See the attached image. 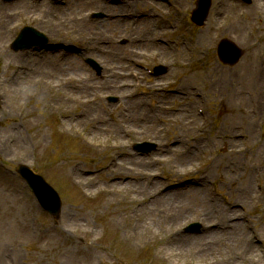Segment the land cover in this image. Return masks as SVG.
Returning a JSON list of instances; mask_svg holds the SVG:
<instances>
[{
    "label": "rangeland",
    "instance_id": "1",
    "mask_svg": "<svg viewBox=\"0 0 264 264\" xmlns=\"http://www.w3.org/2000/svg\"><path fill=\"white\" fill-rule=\"evenodd\" d=\"M74 1L82 3L83 0H65L60 6L69 10ZM147 1L119 0V3H116L121 6L118 13L133 11L148 14L155 9L154 13H159L160 16L156 17L158 23H154L153 28L163 39L173 44L185 40L198 41V47L192 49L191 56L181 58L173 55L164 61L158 52V57L152 58L150 54L156 49L148 47L132 54L135 50L131 51L129 48L138 47L139 43L132 40L131 32H124V28L118 32H106V36L96 32L93 23L108 18L109 10L103 7L87 5L81 11L83 17H86L85 20L76 14L68 17L70 20L67 24L64 19L57 20L55 23L59 24L58 26L48 21L47 10L42 14L41 6L56 5L50 0H15L10 3L0 0V5L5 9L12 12L17 8V12L21 11L17 16L13 15L6 24L9 35L5 42L10 53L25 56L23 60L35 59L37 70L34 74L42 67L51 68L41 77L42 85L36 88L27 87V91L30 92L26 95L9 92L5 83L0 88V95L6 99L1 100L4 104L2 103L0 109V264H254V261L239 258L222 263L214 262L213 256L220 251H240L239 245L229 246L226 243L227 237L221 238L219 243L204 241L192 244L191 239H200L203 235L210 234L211 229L219 231L220 229L214 228V225L236 222L225 220L219 214L220 210L216 209L220 204L226 206L223 204V198L226 196L230 199L229 203L234 204L239 221L240 206L247 208L249 215L258 223L261 229L260 236L264 239V194L259 198L250 196L243 199L237 192L239 182L243 183L246 178H249L252 185L254 181L256 184L254 179L256 170L258 167L263 168L258 156L250 158V155L245 153L251 149L255 151L258 145H255L254 141L264 142V138L260 137V133L264 134V107L261 108L258 103L259 112L256 115L258 119L249 132L247 123L245 124L243 118L236 115V110L232 108L231 99V95H235L246 101L243 102L244 107L251 106L246 92L253 90L249 77L238 78L232 74L237 72L244 61L252 68L257 62L260 64L264 58V6L261 3L258 7L256 2L258 0H252L250 6L236 0L234 5L237 6L236 14L248 18L244 23L246 27L240 31L238 38L233 32L224 31L223 28L208 31L213 20L217 19L219 25L227 23L228 18L223 14L230 8L232 10L231 0H228L231 5L223 8L225 10L220 15H216L214 11L219 4L223 5V1L212 0L203 26H196L190 20L196 0H172L173 5H169L168 0H152L154 4L144 6ZM125 2L130 3L131 8ZM134 2L140 5L136 7ZM20 3L27 5L22 6ZM25 25L35 26L45 32L50 39L49 44L54 46L56 51L62 50L68 56H72L75 65L80 69L64 68L68 63L67 56L62 53L45 59L50 52L45 49L36 52V55L30 52L35 50L18 52L12 50L11 42L16 32ZM11 26L13 32L10 35ZM202 35L209 37V40L199 41ZM222 38L232 40L243 49L242 58L234 65L224 64L218 58L217 45ZM110 45L124 54V61H127V57L134 58L133 61L144 57L142 64L151 67L163 65L167 70L158 75H149L142 69L146 77H141L142 86L138 87L131 75V70L138 68L131 62L125 68L123 78V82L132 80L133 91L131 96L129 95L131 99H128L126 97L129 96L123 95L121 90L110 84L109 78L112 77L106 75L109 68L104 59L109 55L106 49L111 47ZM144 53L148 55L142 56ZM88 57L101 65L100 74L86 63L85 59ZM16 65L13 63L11 68H7L5 59L0 58V79L11 77ZM215 66L222 68L226 76H220L217 71L213 77H203L205 72L210 68H216ZM85 77H89L92 82L89 89L82 88ZM154 86L156 88H153ZM95 88L101 95L102 102L107 105L103 108L105 110H100L98 114L102 118L92 113L91 108L95 106L87 104L91 102H84L91 98L97 102ZM195 89L203 90L207 96L205 106L207 113L204 117L197 114L198 110L197 113L195 111L198 103L194 95ZM178 92H185L187 100L180 102L171 98ZM110 97H115L116 101H111ZM136 98H140L141 107L144 104L143 108L149 110L151 122L161 127L162 136L155 138L144 132L141 125L145 121L143 118H133L136 121L133 123L129 118L121 117L125 126L132 124L134 128H138L133 134L127 135L119 128L115 115L129 109L128 102ZM256 98L258 100L257 95ZM189 99L195 100L191 107L193 110L185 113L188 116L185 121L187 124L197 126L198 129L194 130V133L187 131L179 138V121L175 123L167 120L165 124H161L156 116L169 118L171 115H178L179 106L189 103ZM162 103L169 106L163 108ZM148 105H153L154 108ZM244 107L240 113L252 115ZM59 113L65 116L64 123L70 128V132L63 131ZM74 113L86 114L89 121L84 118L82 119L84 122L79 125L77 117H73ZM67 117L73 118L72 121L70 122ZM236 124L242 126L238 146L242 148L245 143L249 144V150L242 151L245 156L241 157V161L245 163L240 164H238L240 157L236 159L223 157V144H219L214 138L218 128L233 127ZM104 127L109 129L108 134L103 133ZM111 128L117 129L119 135L113 136ZM246 134H249V137L242 138V135ZM90 138L94 140L93 144L88 141ZM143 140L157 143V149L147 155L138 154L131 142ZM208 141L212 143L209 144ZM167 142L171 143L170 147L164 146ZM188 143L199 144L203 148L197 151L199 155L191 157L187 164L182 163L183 156L174 150ZM119 144L125 147L119 148ZM111 145H117V148H111ZM94 148L99 150L96 151ZM111 150L118 153L120 160L122 158L132 160L136 157L152 160L150 168L143 167L145 172L140 170L142 168L133 166L129 170L119 169L117 175L131 178L135 183L149 184L152 179L158 182L143 195L145 200L142 204L151 205L155 202L149 208L150 211L141 208L137 202L131 207L124 200H116L114 195L103 191V188L116 180L108 177L104 168ZM20 163L28 164L42 173L58 190L63 201L59 227L65 228L73 236H57L53 229V218L38 207L26 184L13 173ZM118 164L117 162L114 168H120ZM74 165L72 179L79 181L83 188H78L72 179L66 176V169ZM100 170H103L102 173L98 172ZM134 176L144 179L136 182L133 180ZM230 176L238 177V182L231 184L228 180ZM166 177H169L170 181H167ZM86 178L90 179L85 180ZM198 179L205 184L209 179L216 180L222 194L215 204L210 199L208 189L201 188L206 204L213 206L208 207L211 210V217L208 219L203 217V207L194 202L186 190H180L182 186L194 184ZM161 183L165 190H162ZM261 183L264 187V177L261 178ZM158 186L161 192H158ZM254 190L257 191L256 188ZM165 192L169 193L167 197H175L176 203H173V206L162 205L165 198H161ZM253 201H257V205H253ZM156 207L158 211L152 212ZM129 217L133 218V223ZM194 221L202 224V232L186 233L185 226ZM142 227L147 232H142ZM77 234L81 236H76ZM246 240L249 247L255 248L253 250L262 259L260 253H264V242L253 243L252 236L248 233ZM243 254L249 253L243 250L239 255Z\"/></svg>",
    "mask_w": 264,
    "mask_h": 264
},
{
    "label": "bare ground",
    "instance_id": "2",
    "mask_svg": "<svg viewBox=\"0 0 264 264\" xmlns=\"http://www.w3.org/2000/svg\"><path fill=\"white\" fill-rule=\"evenodd\" d=\"M222 1H223V5L219 4L214 11L216 15L222 14V12L226 8H228L229 5H231V3L228 0H222ZM25 3H20V4L22 6H26L27 4ZM134 3L139 5L137 2H134ZM148 4L152 5L154 4V2L152 0H148L144 4V6ZM87 5H95V6L103 7L105 9H108L110 14H119L118 10L121 8L120 5L110 4L109 2H106L105 0L104 1L103 0H91V1L83 0L82 3H78V1L77 2L74 1V4L71 6L69 10L63 9L61 8V6H52V5H43L41 6V10L43 11L42 14H44V11L47 10L46 14L48 15V21H50L51 24L54 25L56 24L55 22L57 20L61 21L63 19L66 21V24H67L68 21L70 20L68 17L76 15V14L79 15L81 19L85 20L86 17H83V13L81 11H82V8L86 7ZM223 8L225 9L223 10ZM236 11H237V6L232 5V10L230 8L229 11H227L226 13L224 12L223 16L226 15V17L228 18V21L225 24L219 25L215 17L216 20H213L212 24L209 25L208 31H211L217 28L218 29L223 28L224 31L233 32L236 35V37L239 38L240 31L245 29L246 24L244 23L246 19L248 18H245V16L243 15L236 14ZM20 13L21 11L17 12V8L12 10L11 12L9 9H5L2 5H0V58L5 59V67L7 68H11L13 63L17 64L11 74V77H8V78L5 77V79H2V80L0 79V88L5 83L6 86L8 87L9 92H12L15 95H18L20 93H24L26 95L27 92H30V91H27V87L32 86L33 88H36L42 85L41 77L44 76L48 71H50L51 68L48 66L42 67L38 69V72L36 74H34V71L37 70L35 68L36 67L35 59L32 61L30 60V58H28V60L27 59L23 60L25 56L10 53L8 46H7V42H5V38L9 35V32H7L6 30V24H7V21L13 17V15L17 16ZM55 13H57L58 15H55ZM122 16H124V14H122ZM132 17L133 18H131V20H124V19H120L119 15H117L113 19L104 18L103 20H99V21L96 20V23L94 22L93 25L96 28V32L99 35L104 34V36H106V32H109V31L118 32V30H121L122 28H124V32H131L132 40L137 41L139 43L138 47L134 46V47L129 48L131 51L135 50L134 52H132V54H136L137 51H139L140 49L144 50L145 48L148 47L151 49H156L154 52L151 53V55H156L157 52L161 53L160 55L161 59H163L164 61H167L169 58H172L173 55L178 56V57L180 56L181 58H186V57L188 58L189 56L192 55V51L190 48L193 49V48L198 47L197 46L198 41L196 42L187 41V42H184V44L183 43L173 44L169 41L168 42L163 41L161 38V34L157 33L155 29L153 28V24L155 20L151 18L152 16H149V17L144 16L140 18L134 15ZM56 25L59 26V24H56ZM208 40H209V37L203 36V35L199 39V41H202V42L208 41ZM251 45L253 47L255 46L253 44ZM110 46L111 47L106 49V51L109 52V55L108 56L106 55L104 59L107 67L109 68L108 73L106 75H109L110 77H112L109 79L111 80L110 84H112L114 88L121 90L124 95H128L127 84L130 82V80H126L123 82V78H125V68L128 66V63L123 60L124 54L121 51H118V48H115L112 45ZM60 53L61 52L48 53L45 59H49V58L51 59L53 58L55 54H60ZM143 55L144 54H142V56ZM66 56H67L66 59H67L68 64L64 65V68L80 69L79 67L75 65V62L72 56H68V55ZM111 65H113V67ZM215 67L216 68H210L207 72H205V76L203 77L205 78L213 77V74L215 75L217 71H219L220 76L222 77L226 76L222 68L218 66H215ZM232 75L238 78L249 77V82L253 86V90L246 91L247 93L248 92L252 93V96L248 97V100L250 101L257 100L256 98V95H257L258 103L260 107L263 108L264 107V58L262 59L260 64H258L257 62V64H255L254 67L252 68L249 65H246L244 61L238 67L237 72L235 71ZM83 79L85 82L83 83L82 88L89 89L91 87L92 82L90 81L89 77H85ZM100 85L102 84L100 83ZM153 88H156V87L154 86ZM96 89L97 88H95V97L99 95ZM182 94H185V92H183ZM29 95H32V94H29ZM186 96H181V95L179 96V93H178L177 95H174L171 98L179 100L180 102H184L185 100H187ZM231 99H232V108L234 109V111L236 110L235 111L236 115L241 116V118H243L245 124L247 123L246 125L248 128V131L251 132L253 125L258 119L256 117V115H258V112H259L257 110L258 108H256L255 106H250V108L244 107V103L246 101L241 100V98L235 95H231ZM1 100H6V99L4 96L3 98H0V109L2 105L4 104V102ZM96 100L97 102H95V100L91 98V99L84 100V102L85 103L91 102L92 104L91 103H87V104L95 106V108H91L92 113L96 115L98 118H102V117H99L98 114L101 112L100 110L107 107V105H105V103L102 102L101 98L96 99ZM192 100L194 101L195 99H192ZM139 101H140V98H136L133 101H129L128 102L129 109H127L126 111L120 114L115 115V120L118 122L119 128L126 134H133L134 130L138 128H134V125L132 124L131 125L129 124L128 127L125 126V123L122 121L121 117L129 118L130 121H132L133 123H136L134 119L143 118L145 119V121L141 125L144 128V132L151 134L155 138L162 136L161 127L158 124L151 122L150 120L151 115H150L149 110L146 108H143L144 104L141 107ZM161 105L163 106V108L168 107V105L165 103H162ZM243 107L246 109L247 112L251 113L252 115L240 113L243 110ZM189 110L190 108L187 107L186 105L179 106L178 115L169 116L170 115L169 114L168 115L169 118L165 119L166 121L167 120L174 121L175 123L179 121L180 123L179 138L181 135H183L187 131L194 133V130L198 129L197 126L187 124L185 121L186 117H188L186 116V114L189 112ZM122 114H124V116ZM73 117H77L76 119H78L77 122L79 125L84 122L82 121V119L84 120V118L87 121H89V118L87 117L86 114L76 115L74 113ZM67 119L71 122L73 118L67 117ZM64 121H65V117H63L62 119V125L65 127H68L64 123ZM241 129H242L241 124H236L233 127L229 126L227 128L225 127L218 128L216 134L214 135V138H215V141L219 142V144H223L222 156L227 159H236L237 157H240L239 162H238V164H240L243 162L241 161L242 160L241 157L245 156L246 154H249L250 158L254 156L255 157L258 156L261 160V163L264 164V142L254 141V144L258 145L255 151L251 149L249 152L243 155L242 151H247L249 149L248 148L246 149L243 146L242 148L238 146L239 145L238 138L241 137V134L239 133V131H241ZM102 130H104L103 133L108 134L107 132V130H109L108 128L104 127ZM111 134H113V136L119 135L118 130L117 129L112 130V128H111ZM246 136L249 137V134H246ZM251 136L254 139L253 133L251 134ZM88 141L93 144L94 140L90 138V140ZM208 143L211 144L212 142L208 141ZM124 147L125 145L119 144V148H124ZM202 148L203 146L199 144L194 145L193 143H188L186 145L179 146V149H176L174 151L179 152V155L183 156L182 163L188 164L190 158L193 156H196V154H199L197 151H201ZM188 154H191V156H187ZM128 159L129 158H122L121 160L119 159L118 167L120 168L118 169L112 168L109 171H107L108 177H111V179L116 178V180L114 179L115 181L113 180V182L108 187H106V191L107 193H110V195H114V198L116 200L118 199L124 200L131 207L133 206L134 202H137L138 205L140 204L141 208L149 210L151 205H153V203L155 202L151 203V205L142 204V202H144L145 200L143 195L146 193V191L150 187L152 188L155 185H157L158 182L151 180L149 184L135 183V182H132L131 178L127 179V177H119L117 175L119 174V171H118L119 169L129 170V168L133 166H138L142 168L140 169L142 172H145V169H143V167L150 168L153 162L151 159L142 158V157H136L135 159H132V160H128ZM74 168H75V165L70 166L68 169H66L65 173L67 177L73 178ZM136 177L140 178V176H136ZM88 179L90 178H86L85 180H88ZM228 180L231 182V184H234L238 182V177L230 176ZM77 183L80 184L79 181H77ZM181 190H186L187 193L192 196V198L194 199V202H196L197 204L203 207L202 214L205 219H208L209 217H211V210L208 207L209 206L213 207V206L206 204L202 189L193 188V185H188V186L183 187ZM237 192L241 195V198L243 199H246L247 197H250V196H254L256 193L254 190V185H252L249 178H246L243 181V183L239 182ZM165 193L166 194H164V196L161 198V199L165 198L162 200L163 202L162 205H166L167 207L173 206V203H176L174 202V200H176L174 199L175 197L174 196L167 197L169 193L168 192H165ZM148 197L149 196H147V198ZM217 210H220L219 214L222 215V217L225 220L236 221L235 224H233L234 228L232 230L225 229L224 232L221 230L218 231L216 229H211L209 231L210 234L203 235V237L200 239H191L192 240L191 243L198 244L204 241H212V242L219 243L221 241L220 240L221 238L227 237L228 242L226 243L229 246H233L234 244L239 245L240 251H231V250L230 251L227 250L224 252L220 251L213 256L212 260L214 262L222 263L226 261L236 260L235 258H239L242 260L254 261V264H264V260L259 258L258 253L253 250L255 248L249 247V244L246 242L247 241L246 236L248 232L245 229V224L239 221V218H238V215L235 209L232 206H219ZM156 211H158L157 207L154 210H152V212H156ZM129 219H130V222H132L133 218L129 217ZM141 231L147 232L146 229H144L143 227L141 228ZM76 236H81V234H77ZM247 247L249 248V251ZM250 248H252V250ZM243 250L249 254L239 255L240 253H242Z\"/></svg>",
    "mask_w": 264,
    "mask_h": 264
},
{
    "label": "water",
    "instance_id": "3",
    "mask_svg": "<svg viewBox=\"0 0 264 264\" xmlns=\"http://www.w3.org/2000/svg\"><path fill=\"white\" fill-rule=\"evenodd\" d=\"M240 55H241V52H239V56H240ZM239 56H235V57L233 58V60H232V61H233V62H234V61H237V60H238V58H239ZM56 213H57V212H56Z\"/></svg>",
    "mask_w": 264,
    "mask_h": 264
}]
</instances>
